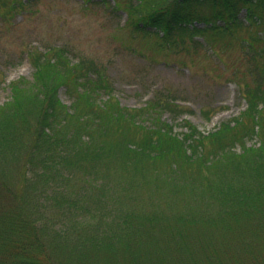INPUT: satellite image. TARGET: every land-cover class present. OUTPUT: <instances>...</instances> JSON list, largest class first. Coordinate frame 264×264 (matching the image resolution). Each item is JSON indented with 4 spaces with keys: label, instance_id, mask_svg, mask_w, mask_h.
Returning a JSON list of instances; mask_svg holds the SVG:
<instances>
[{
    "label": "trees",
    "instance_id": "obj_1",
    "mask_svg": "<svg viewBox=\"0 0 264 264\" xmlns=\"http://www.w3.org/2000/svg\"><path fill=\"white\" fill-rule=\"evenodd\" d=\"M34 2L0 0V18ZM95 2L119 12L116 1ZM125 12L134 30L170 47L187 35L210 46L207 36L260 28L240 39L245 64L237 87L247 106L209 133L189 120L177 132L160 119L189 110L176 96L161 91L140 109L123 107L96 60L75 59L64 46H29L33 80L10 81L11 99L0 106V264H264V0H130ZM62 87L70 105L60 99ZM123 123L141 138L109 142ZM103 160L134 173L153 165V189L171 212L123 207L109 192ZM164 160L167 167H157ZM82 165L87 180L76 190L72 174Z\"/></svg>",
    "mask_w": 264,
    "mask_h": 264
},
{
    "label": "rangeland",
    "instance_id": "obj_2",
    "mask_svg": "<svg viewBox=\"0 0 264 264\" xmlns=\"http://www.w3.org/2000/svg\"><path fill=\"white\" fill-rule=\"evenodd\" d=\"M95 1L36 0L13 17L0 18V106L11 99L10 81L33 80L35 67L25 53L29 46H38L42 51L46 47L64 46L72 51L75 59L91 58L105 68L113 82V100L123 107L140 109L161 91L164 95L176 96L189 110L178 118L164 111L160 119L173 125L177 132L186 131L183 122L189 120L204 133H209L222 121L245 110L246 101L240 97L237 87L245 64L240 39L260 28L250 29V32L245 28L233 35L207 36L213 39L210 46L205 41L202 46L197 45L187 35L180 38L178 46L170 47L154 33L138 32L127 23L125 8L130 0H111L117 2V13L112 11L109 2ZM200 11L203 16L212 17L211 9ZM240 15L244 18L245 11ZM203 21L197 25L204 26ZM198 38L204 39L200 35ZM59 96L63 103H72L65 87L59 88ZM204 109L216 110L210 120L203 116ZM144 118L146 124L152 122ZM134 130L132 125L123 123L118 133L112 131L109 142H117L123 135L139 140L140 133ZM103 162L102 170L106 172L103 174L110 178L109 192L117 195L123 207H138L145 212L156 208H164L165 212L172 210L166 206L165 196L153 189V165L146 164L144 169L134 173L135 169L122 161ZM94 164L96 171L101 161ZM83 166L73 170L75 187L69 182L71 188L78 190L86 183ZM86 166L92 168L90 163ZM157 167L166 168V161H159ZM11 169L15 178L18 168L12 166ZM182 192L188 191L183 189ZM196 210L201 211L198 207ZM227 245L230 250H236L235 243Z\"/></svg>",
    "mask_w": 264,
    "mask_h": 264
}]
</instances>
